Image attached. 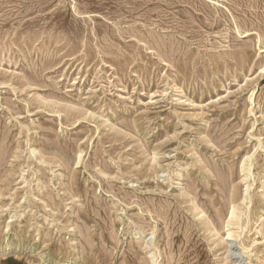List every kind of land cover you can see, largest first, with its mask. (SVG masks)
Here are the masks:
<instances>
[{"label": "rangeland", "instance_id": "rangeland-1", "mask_svg": "<svg viewBox=\"0 0 264 264\" xmlns=\"http://www.w3.org/2000/svg\"><path fill=\"white\" fill-rule=\"evenodd\" d=\"M0 264H264V0H0Z\"/></svg>", "mask_w": 264, "mask_h": 264}, {"label": "bare ground", "instance_id": "bare-ground-1", "mask_svg": "<svg viewBox=\"0 0 264 264\" xmlns=\"http://www.w3.org/2000/svg\"><path fill=\"white\" fill-rule=\"evenodd\" d=\"M251 161H252V160H251ZM249 163H251V162H249ZM251 166H252V163H251ZM247 170H248V172H249V171L251 170V168H248ZM249 188H251V187L249 186ZM249 188L247 187V193H248V195H247V201H246V203H245L246 205L244 204L246 207H247L248 204H250V203L252 202V198H251V195H250V192H249V190H250ZM250 191H251V190H250ZM232 206H233V205H232ZM194 207H195V205H194ZM197 208H199V207H197V205H196V209H197ZM236 209H237V208L234 207L233 210H232V212H231L230 221H229V222H230V223H229L230 225H240V218H241V217L237 215L238 212H236ZM200 211H201V210H200ZM202 212H204V211H202ZM205 212H208V211H205ZM199 214H200V212H199ZM204 216H205V213H204ZM209 216H211V214H210ZM206 218L208 219V227H206V228H207V229H208V228H209V229L212 228L213 231H214V229H215L216 226H215V224L211 221V220H213V219L210 220V219H209L210 217H209V218L206 217ZM211 218H214L213 215H212ZM242 218H243V217H242ZM213 221H214V220H213ZM206 223H207V222H206ZM227 226H228V225H227ZM232 227H233V226H232ZM232 227H231V228H232ZM240 227H241V225H240ZM226 228H227V227H226ZM241 228L243 229V227H241ZM210 230H211V229H210ZM228 230H229V229H228ZM243 230H244V229H243ZM211 231H212V230H211ZM233 234H234V232L231 231V230H229L228 235H229V236H233ZM226 240H231V239L228 238V239H226ZM242 246H243V249H246V248H247V247H245L243 244H242ZM231 248H233V247H231Z\"/></svg>", "mask_w": 264, "mask_h": 264}]
</instances>
